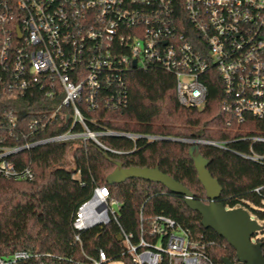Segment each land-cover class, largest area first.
<instances>
[{
	"label": "built area",
	"instance_id": "obj_1",
	"mask_svg": "<svg viewBox=\"0 0 264 264\" xmlns=\"http://www.w3.org/2000/svg\"><path fill=\"white\" fill-rule=\"evenodd\" d=\"M151 67L174 75L177 99L185 107L204 108L207 82L218 77L227 125H240L248 116L264 118V0H0V101L9 105L0 103V129L30 137L55 131L21 147L0 146V176L33 179L30 165L19 167L9 156L52 142H92L114 151L102 138L123 136L226 148L224 140L97 128L90 115L102 107H125L130 70ZM27 98L37 99L35 111L20 109ZM247 139L264 143L260 135L238 140ZM241 155L264 160L255 153ZM120 213L121 203L108 186H95L73 216L75 241L81 243L82 232L114 221L132 264H216L207 244L172 217L158 214L136 238L120 223ZM41 258L21 249L0 255V264ZM89 260L126 264L109 259L102 249Z\"/></svg>",
	"mask_w": 264,
	"mask_h": 264
},
{
	"label": "trees",
	"instance_id": "obj_2",
	"mask_svg": "<svg viewBox=\"0 0 264 264\" xmlns=\"http://www.w3.org/2000/svg\"><path fill=\"white\" fill-rule=\"evenodd\" d=\"M207 83L206 106L202 109L185 107L177 99L174 75L160 67L132 68L127 76V105L115 109L102 107L90 118L98 120L97 128L108 127L121 133L226 141V148L198 145L201 154L209 160L210 173L222 186L220 201L227 208L243 206L254 214L252 217L264 220V160L257 162L241 155H264V143L252 145L251 140H238L246 136H264V118L248 116L240 125H227L220 113L221 82L215 77ZM0 103L9 106L7 102ZM36 104L37 99L27 98L20 109L35 111ZM54 133L10 136L0 129V142L4 144L0 146L21 147L27 141ZM102 140L114 151L103 150L92 142L68 141L35 145L9 156L19 167L30 165L35 177L13 180L0 176L1 256L27 249L42 254L39 262L30 260L27 264H90L89 257H96L102 249L109 259L132 264L114 221L82 232L81 243L74 239L72 220L78 206L91 195L95 186L107 185L111 196L121 203L120 223L136 238L142 227L149 228L155 216L165 214L195 238L202 239L216 264H223L224 257L237 261L236 250L216 231L201 224V215L187 206L183 196L172 193L160 183L141 178H130L120 184L107 181L108 175L116 169V161L123 167L158 166L187 186L196 199L207 202L205 188L189 154L190 143L144 138L134 142L123 136H104ZM262 226L256 240L262 243L264 255Z\"/></svg>",
	"mask_w": 264,
	"mask_h": 264
},
{
	"label": "water",
	"instance_id": "obj_3",
	"mask_svg": "<svg viewBox=\"0 0 264 264\" xmlns=\"http://www.w3.org/2000/svg\"><path fill=\"white\" fill-rule=\"evenodd\" d=\"M133 66H136L135 61ZM189 154L205 188L207 202L196 199L187 186L161 171L158 166L123 167L120 161H116V169L108 175L107 181L109 184H120L130 178H141L164 185L172 193L183 196L187 206L201 215V224L216 231L236 250L237 261L233 262L224 257L223 264H264L262 243L256 240V234L263 226L245 207L227 208L220 201L222 186L210 173L209 160L201 154L198 145H191Z\"/></svg>",
	"mask_w": 264,
	"mask_h": 264
},
{
	"label": "rangeland",
	"instance_id": "obj_4",
	"mask_svg": "<svg viewBox=\"0 0 264 264\" xmlns=\"http://www.w3.org/2000/svg\"><path fill=\"white\" fill-rule=\"evenodd\" d=\"M250 205H251L253 208L258 209V207L254 206L253 204H250ZM251 215L254 216L253 213H251ZM253 218L257 219L258 222H259L261 225H264V220H261V219L257 218L256 216L253 217ZM41 264H45V263H41ZM51 264H55V263H51Z\"/></svg>",
	"mask_w": 264,
	"mask_h": 264
}]
</instances>
